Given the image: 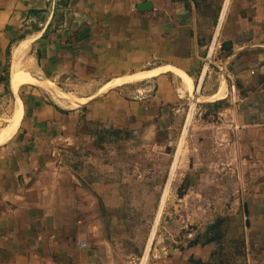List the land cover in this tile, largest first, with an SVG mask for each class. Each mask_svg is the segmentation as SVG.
<instances>
[{
  "label": "crops",
  "instance_id": "obj_1",
  "mask_svg": "<svg viewBox=\"0 0 264 264\" xmlns=\"http://www.w3.org/2000/svg\"><path fill=\"white\" fill-rule=\"evenodd\" d=\"M146 1L152 8L140 9ZM27 38L42 80L15 85L13 50ZM214 44L224 68L214 61L219 71L202 72ZM35 83L78 97L61 90L73 104L52 103ZM199 83L205 117L225 128L216 138L228 181L242 194L220 237L149 264H264V0H0V119L12 96V118L21 109L0 139V264H105L106 195L64 164L65 152L102 129L178 124Z\"/></svg>",
  "mask_w": 264,
  "mask_h": 264
},
{
  "label": "rangeland",
  "instance_id": "obj_2",
  "mask_svg": "<svg viewBox=\"0 0 264 264\" xmlns=\"http://www.w3.org/2000/svg\"><path fill=\"white\" fill-rule=\"evenodd\" d=\"M29 52L32 53L31 46ZM218 58L212 56L209 69L220 70L214 63ZM218 63L223 69L225 62ZM34 67L35 60L33 66L24 63L21 69L36 77L31 72ZM56 87L78 97L62 85ZM51 94L48 91L52 103H72ZM205 99L196 88L191 95L187 93L178 124L170 128L102 129L100 133H92V140L85 139L65 152L64 164L91 186L97 185L106 195L107 201L97 195V190H90L93 197L96 195L100 199L101 217L107 218V235L113 238L109 246L112 256L105 264H142L178 149L181 150L178 166L146 264L160 254L173 253L168 251L170 246L179 248L196 238L205 242L220 237L222 230H226L231 203L236 196L241 197L242 191L236 192L232 181H228L230 173L223 159L225 156H221L222 150H218L220 144L216 138V135L223 138L225 128L217 127L218 119L205 117L211 110L202 105ZM14 106L12 96L0 119L1 124L8 123ZM193 107V117L181 145V136ZM84 131L81 129L82 133ZM218 167L220 172L216 171Z\"/></svg>",
  "mask_w": 264,
  "mask_h": 264
},
{
  "label": "bare ground",
  "instance_id": "obj_3",
  "mask_svg": "<svg viewBox=\"0 0 264 264\" xmlns=\"http://www.w3.org/2000/svg\"><path fill=\"white\" fill-rule=\"evenodd\" d=\"M31 42V39L27 38V39H24L22 40L17 46H15L14 50H13V72H12V77H13V82L15 85H20V83L22 82H26V80H29V81H35V79L31 76H29L28 73H25V72H22V69H21V66L25 63V64H28L29 66H33L34 64V59L33 57H31L28 53H29V46L31 45L30 44ZM208 65V62L206 63V67ZM206 69V68H205ZM30 70V69H29ZM185 77V76H184ZM186 78V88L188 89H191L190 87V79L185 77ZM37 80V79H36ZM39 81V80H38ZM12 82V83H13ZM44 83V82H43ZM41 83V84H43ZM200 84L196 87V92L198 93V90L200 89ZM14 85V86H15ZM45 85L47 87H49V89L51 90V92L53 93V95L55 96V98L57 99H62V100H72L74 99L72 97V95L70 94H67L63 91H60V90H57L53 84L51 83H45ZM223 90L219 92L218 94V97H222L223 94H222ZM198 99V98H195V100ZM19 103V102H18ZM196 102H194L195 104ZM20 104V103H19ZM22 105V104H21ZM193 109L194 107L191 109V112L189 114V118L187 119V123L185 125V128H184V132H183V137L181 136L182 138V144H184L185 142V139H186V134L188 132V129H189V126H190V123H191V120H192V117H193ZM15 111V110H14ZM21 116V109L20 107H18L16 109V112L14 114V117L12 118L8 128L4 129L2 131V133L0 134V139H3L5 138L8 133H10L11 131L14 130V128L17 126V123H18V120ZM179 147V146H178ZM177 158L175 159L174 163H173V167H172V170H171V174H170V178H169V182L168 184L166 185V189L164 191V194L162 196V200H161V204H160V208H159V213L157 215V218H156V221H155V225H154V228L152 230V233H151V236H150V239H149V243H148V246H147V249L145 251V254L143 256V260H142V264H146V261L148 259V256H149V251H150V248H151V245H152V242L154 240V237L156 235V232H157V227H158V223L160 221V218H161V215H162V211H163V207H164V204H165V201H166V198H167V195H168V192H169V189H170V186H171V181L173 179V176H174V173L176 171V168L178 166V161H179V156H180V153H181V150L178 149L177 151Z\"/></svg>",
  "mask_w": 264,
  "mask_h": 264
},
{
  "label": "water",
  "instance_id": "obj_4",
  "mask_svg": "<svg viewBox=\"0 0 264 264\" xmlns=\"http://www.w3.org/2000/svg\"><path fill=\"white\" fill-rule=\"evenodd\" d=\"M140 9H150L152 8V3L150 1H146L143 4L139 5ZM232 48V42L231 41H227L224 46L222 47V49L229 51ZM161 247V246H160ZM175 248L174 246H170L168 251H174Z\"/></svg>",
  "mask_w": 264,
  "mask_h": 264
},
{
  "label": "built area",
  "instance_id": "obj_5",
  "mask_svg": "<svg viewBox=\"0 0 264 264\" xmlns=\"http://www.w3.org/2000/svg\"><path fill=\"white\" fill-rule=\"evenodd\" d=\"M214 49H215V44L211 47V51H210V53L207 55V57H206V59H205V61H204V65H203V68H202V72H206L208 69H209V66H210V64L212 63V56H213V51H214ZM208 62V65H207V67H206V63ZM211 62V63H210ZM206 68V69H205ZM233 89H235V85L233 84ZM200 90H198V92H199Z\"/></svg>",
  "mask_w": 264,
  "mask_h": 264
},
{
  "label": "trees",
  "instance_id": "obj_6",
  "mask_svg": "<svg viewBox=\"0 0 264 264\" xmlns=\"http://www.w3.org/2000/svg\"><path fill=\"white\" fill-rule=\"evenodd\" d=\"M70 0H59V6L60 7H65L68 5Z\"/></svg>",
  "mask_w": 264,
  "mask_h": 264
}]
</instances>
